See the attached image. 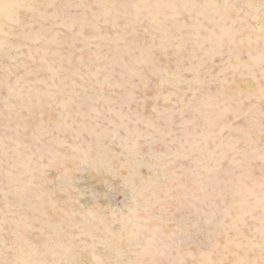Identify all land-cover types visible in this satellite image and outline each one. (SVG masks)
<instances>
[{
	"label": "rangeland",
	"instance_id": "1",
	"mask_svg": "<svg viewBox=\"0 0 264 264\" xmlns=\"http://www.w3.org/2000/svg\"><path fill=\"white\" fill-rule=\"evenodd\" d=\"M0 264H264V0H0Z\"/></svg>",
	"mask_w": 264,
	"mask_h": 264
}]
</instances>
